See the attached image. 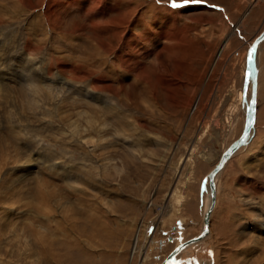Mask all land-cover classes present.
I'll return each instance as SVG.
<instances>
[{"label":"rangeland","instance_id":"rangeland-1","mask_svg":"<svg viewBox=\"0 0 264 264\" xmlns=\"http://www.w3.org/2000/svg\"><path fill=\"white\" fill-rule=\"evenodd\" d=\"M170 2L0 0V264H161L201 233L264 0ZM257 67V136L217 178L211 236L177 259L264 264V43Z\"/></svg>","mask_w":264,"mask_h":264},{"label":"water","instance_id":"water-1","mask_svg":"<svg viewBox=\"0 0 264 264\" xmlns=\"http://www.w3.org/2000/svg\"><path fill=\"white\" fill-rule=\"evenodd\" d=\"M264 41V29L255 37L253 42L246 50V63H245V72H244V80H243V91L245 93L247 89L248 81L251 82V95L249 100V107L245 113V123L243 126V130L241 135L221 154L217 164L214 168L206 175L209 186H210V196H211V205L210 208L204 214V229L202 232L197 236L201 237L208 232V225L210 221V212L214 205V200L216 197L215 194V183L214 177L215 175L223 168L224 164L229 160L232 154L237 151L246 141L248 138V134L251 129H253L254 122H255V113H256V89H257V68H256V51L258 45ZM255 49V55L252 57V60H249V56L252 53V50ZM251 125V126H250ZM205 180V179H204ZM204 185V181H203ZM203 187V186H202ZM177 249H180L179 246H176L166 257V259L161 264H169L171 259L176 255L178 252Z\"/></svg>","mask_w":264,"mask_h":264},{"label":"bare ground","instance_id":"bare-ground-1","mask_svg":"<svg viewBox=\"0 0 264 264\" xmlns=\"http://www.w3.org/2000/svg\"><path fill=\"white\" fill-rule=\"evenodd\" d=\"M163 11H161V13H162ZM250 12V10L247 12V15H248V13ZM174 14V13H173ZM246 14H245V16H247ZM160 20V19H159ZM170 20H171V17H170ZM174 20V19H173ZM173 22V21H172ZM172 22H171V24H172ZM241 25V24H240ZM240 25H238V26H236V29H238L239 28V26ZM176 34H178V33H176ZM231 36V35H230ZM132 41L130 40V41H128V46L130 45V43H131ZM264 43V41H262L259 45H258V48H257V51H256V68H257V89H256V113H255V122H254V126H253V129H251L250 130V132H249V134H248V138H246V141H245V143L243 144V146L242 147H245L249 142H250V140L252 139V136H253V134H254V132H255V129H256V122H257V113H258V93H259V71H258V67H257V59H258V56H259V51H260V48H261V46H262V44ZM126 44V43H125ZM226 44H227V41L225 42V44L222 46V48H221V50L219 51V54H218V57H217V61L219 60V58L221 57V55H222V53L224 52V50H225V48H226ZM131 46V45H130ZM248 91V92H247ZM240 99H239V101L241 102V101H243V102H245V99H247L248 101H246L245 102V105H246V107H245V113H246V110H247V108L249 107V100H250V95H251V82H250V80L248 81V84H247V89H246V91H245V93L244 92H240ZM242 147H240L239 149L241 150L242 149ZM238 149V150H239ZM226 150V149H225ZM224 150V151H225ZM237 150V151H238ZM223 151V152H224ZM237 151H235L233 154H232V156L229 158V160L233 157V155H235L236 153H237ZM222 152V153H223ZM221 156V155H220ZM220 158V157H219ZM229 160L224 164V166H223V168L215 175V177H214V183H215V191H216V188H217V185H216V182H217V178H218V176H219V174L224 170V168L226 167V165H227V163L229 162ZM209 182V181H208ZM209 185V184H208ZM209 190H210V186H209ZM215 194H216V192H215ZM205 206H204V211H203V218H204V214L206 213V211L210 208V205H211V202H212V200H211V196H210V191H208L207 192V196H206V199H205ZM216 203H217V200H216V197H215V200H214V205H213V207H212V209H211V212H210V218H211V214H212V212H213V210H214V208H215V206H216ZM203 229H204V220H203ZM202 229V230H203ZM202 232V231H201ZM211 234V228H210V221H209V225H208V232L206 233V234H204L203 236H201V237H197V236H195L194 238H192V239H189V240H187V241H185V242H182V243H180V244H178L177 246H179V248L181 249V251H179V252H177L176 253V255H174V257L171 259V261H173V259H177V257L179 256V255H181L183 252H185L186 250H188L189 248H193V246H195V245H197V244H201V242H204V241H206V240H208L209 239V237L211 236L210 235ZM139 238H138V236L137 237H135V239H134V244H133V248H132V250H131V258H132V261L134 260V258H135V256L137 255V254H139V256L141 257V258H144L145 257V255H146V253H147V248L148 247H140L139 246ZM149 243L147 242V243H145V245H148ZM166 259V258H165ZM164 259V260H165ZM163 260V261H164ZM162 261V262H163ZM170 261V262H171ZM170 262H169V264H170Z\"/></svg>","mask_w":264,"mask_h":264},{"label":"snow or ice","instance_id":"snow-or-ice-1","mask_svg":"<svg viewBox=\"0 0 264 264\" xmlns=\"http://www.w3.org/2000/svg\"><path fill=\"white\" fill-rule=\"evenodd\" d=\"M156 3L159 5L160 4V0H156ZM204 3V0H181V2H177V0H171L170 4L168 5L170 10H178V9H185L189 6H195V5H201ZM255 55V49L252 50V53L249 56V60H252V57ZM91 100L98 104L103 106L105 104V102L102 99H99L96 96L91 97ZM251 126V125H250ZM84 143L87 144L88 143V139L84 140ZM25 150L28 151L29 153H31L32 151H34V148L30 145H25ZM48 159V156L41 153L38 154L36 156V159L33 161V164H36L38 161H43ZM36 171H38V167L35 169ZM262 219H264V217H262ZM247 231V229L245 230ZM251 234H256L255 232L251 233ZM177 251H181V249H177ZM209 255H214L213 253H209ZM170 264H199L198 261H196L195 259H191L188 261H181V260H176L173 259V261L170 262Z\"/></svg>","mask_w":264,"mask_h":264},{"label":"crops","instance_id":"crops-1","mask_svg":"<svg viewBox=\"0 0 264 264\" xmlns=\"http://www.w3.org/2000/svg\"><path fill=\"white\" fill-rule=\"evenodd\" d=\"M257 120H258V113H257ZM257 128H256V130H255V132H254V134H253V136H252V138L253 137H255V136H257L256 134H257ZM252 143V141L250 142V144ZM234 156V155H233ZM230 162V161H229ZM191 249V248H190ZM184 253V252H183ZM191 258H189V260H190ZM176 260H181V261H188V258L187 259H183V258H178V259H176ZM162 263V262H161ZM213 264H216L215 262L213 263Z\"/></svg>","mask_w":264,"mask_h":264}]
</instances>
